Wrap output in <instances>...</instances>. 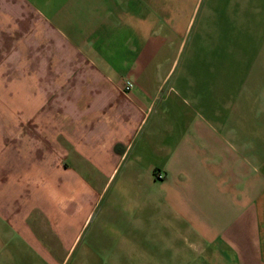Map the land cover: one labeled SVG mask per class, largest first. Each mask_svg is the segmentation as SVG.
I'll list each match as a JSON object with an SVG mask.
<instances>
[{
	"label": "crops",
	"instance_id": "0c3cea01",
	"mask_svg": "<svg viewBox=\"0 0 264 264\" xmlns=\"http://www.w3.org/2000/svg\"><path fill=\"white\" fill-rule=\"evenodd\" d=\"M21 2L37 15L39 44L74 48L58 54L70 127L66 147L41 133L44 119L25 129L22 117L14 128L0 118V264H88V251L91 264H115L126 233L134 244L146 222L160 224V264H264V85L255 113L239 102L242 117L220 128L194 114V80L181 84L202 73L178 68L199 17L249 29L259 13L262 69L243 74L261 83L264 0ZM42 76L54 92L60 75ZM121 224L132 231L112 229Z\"/></svg>",
	"mask_w": 264,
	"mask_h": 264
},
{
	"label": "rangeland",
	"instance_id": "374dc122",
	"mask_svg": "<svg viewBox=\"0 0 264 264\" xmlns=\"http://www.w3.org/2000/svg\"><path fill=\"white\" fill-rule=\"evenodd\" d=\"M251 15L249 29L235 23L229 25V18L201 26L199 17L181 56L178 68L189 61L191 69L202 73L195 78H183L181 83L185 86L194 80L197 92L194 114L220 128L229 114L235 119L242 117L243 108L239 102L254 101L250 111H257L255 107L259 99L256 93L260 84L264 85V80L260 83L261 78L243 74L262 69L259 58L263 35L258 24L261 15ZM35 17L37 15L31 7L21 0H0V118L7 119L8 126L14 128L16 125L11 123L22 117L25 129L32 127L33 117L44 119L40 125L41 133L54 134L59 143L67 147V127L70 125L67 124V77L63 76L65 71L67 74V60L58 59V54L65 53L67 58V52H74V48L67 44H39L37 34L42 30L31 26ZM54 70L56 76H60L55 77L53 92L52 86H48V77L42 74ZM203 73L208 74L204 76ZM248 87L256 92L248 93ZM37 103L40 108L34 107ZM113 192L112 187L106 198ZM106 202L105 199L103 204ZM140 212L148 213V208ZM40 218L41 213H37L36 220ZM137 227L139 233L135 236V243L132 235L126 233L123 247L114 253V263L160 264L164 256L159 243L160 224L146 222L137 224ZM112 229L132 231L122 224ZM126 239L130 242L127 243ZM61 256L63 258L65 254ZM96 258L94 251L83 253V260L88 264L96 262ZM46 259L35 261L29 255L24 264H55ZM68 264H75V256Z\"/></svg>",
	"mask_w": 264,
	"mask_h": 264
},
{
	"label": "built area",
	"instance_id": "2783aa9c",
	"mask_svg": "<svg viewBox=\"0 0 264 264\" xmlns=\"http://www.w3.org/2000/svg\"><path fill=\"white\" fill-rule=\"evenodd\" d=\"M133 81L131 79H125L123 85H122V89L125 92H129L131 90V88L133 87Z\"/></svg>",
	"mask_w": 264,
	"mask_h": 264
}]
</instances>
